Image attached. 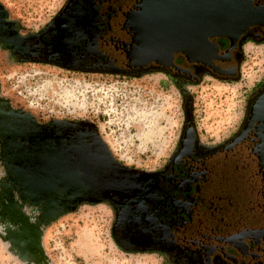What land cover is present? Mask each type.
<instances>
[{
	"label": "flooded vegetation",
	"instance_id": "1",
	"mask_svg": "<svg viewBox=\"0 0 264 264\" xmlns=\"http://www.w3.org/2000/svg\"><path fill=\"white\" fill-rule=\"evenodd\" d=\"M135 2L64 0L40 28L25 33L12 20L2 17L0 44L18 63L47 66L64 73L129 80L161 74L163 83L178 91L181 121L160 167L143 171L123 166L91 123L109 157L123 168L116 172L134 187L110 193L113 200H106L114 216V240L126 250L158 252L169 264H264V124L247 125L254 101L264 92V81H258L260 87L243 97L234 131L212 141L200 136L207 132L213 137L215 133L196 122L195 98L189 89L205 77L226 84L236 79L242 46L247 42L264 43V29L250 26L227 56L228 40L215 38L217 54L224 60H214L212 68L187 62L179 52L172 54L169 65L165 60L142 65L135 55L130 58L136 43L126 18L134 11ZM252 3L264 5V0ZM9 36L15 38H6ZM131 87L136 91L141 88ZM0 113L1 124L16 126V145L10 148L21 151L16 150L17 158H22L30 147L47 150L50 144L64 139L67 129L84 122L50 119L42 123L13 110L1 108Z\"/></svg>",
	"mask_w": 264,
	"mask_h": 264
},
{
	"label": "rangeland",
	"instance_id": "2",
	"mask_svg": "<svg viewBox=\"0 0 264 264\" xmlns=\"http://www.w3.org/2000/svg\"><path fill=\"white\" fill-rule=\"evenodd\" d=\"M63 2L0 0V14L17 24L19 31L32 32L49 20ZM241 50L236 79L226 84L205 77L197 87L189 88L195 98L196 122L215 133L213 137L200 133L204 141L234 131L243 97L252 94L264 81V43L247 42ZM63 78L70 86L116 81L141 86L140 91L134 89L136 92L132 88L116 91L118 99L109 121L117 136L114 143L120 149L112 154L123 166L138 170L152 171L162 165L176 139L181 112L178 91L171 84H164L161 74L129 80L64 73L47 66L18 63L0 44V110L31 115L42 123L57 119L27 107L22 96L30 99L48 84L58 85ZM252 85L254 89L250 88ZM74 116L61 119L93 123L89 115ZM5 123L0 122V264H169L158 252L130 251L116 243L112 234L114 216L106 200L76 202L65 186L53 187L38 198L34 196L22 180L23 158H17L18 148H10L12 125Z\"/></svg>",
	"mask_w": 264,
	"mask_h": 264
},
{
	"label": "water",
	"instance_id": "3",
	"mask_svg": "<svg viewBox=\"0 0 264 264\" xmlns=\"http://www.w3.org/2000/svg\"><path fill=\"white\" fill-rule=\"evenodd\" d=\"M135 1L134 11L127 15L126 22L136 43L130 58L135 55L142 65L162 63L160 56L164 52L165 63L169 65L172 54L179 52L187 62L212 68V62L220 59L215 38L228 40L229 47L224 53L227 56L250 26L264 29V5H254L252 0ZM1 19L0 14V28ZM126 57L129 60V56ZM253 122L264 124V92L253 103L248 127ZM79 124L67 129L64 139L50 144L45 151L30 147L28 152L33 153L25 152L20 160L22 180L37 198L53 187L65 186L74 194L76 202L111 201L113 197L109 194L115 193L113 188L119 187L118 193L125 188L116 172L123 168L109 157L94 125L87 121ZM9 130L11 142L16 145L17 129L12 126ZM242 135L235 137L232 144ZM91 147L95 151L89 150ZM111 175L115 178H109Z\"/></svg>",
	"mask_w": 264,
	"mask_h": 264
},
{
	"label": "built area",
	"instance_id": "4",
	"mask_svg": "<svg viewBox=\"0 0 264 264\" xmlns=\"http://www.w3.org/2000/svg\"><path fill=\"white\" fill-rule=\"evenodd\" d=\"M75 87L78 88L73 90L72 88ZM126 88H130V85H127L125 81H116L112 84L93 83L92 85L82 82L70 86L63 78L58 81V85L48 84L45 88H41L42 91L34 93L35 96L30 99L26 96H22V98L27 107L47 117L61 119L66 118L65 116L75 118L74 115H77L82 118L89 115L103 141L110 149L118 151L120 146H116L114 143L117 136L111 130L112 123L109 121V116H112L111 112L115 109L113 105L118 99L116 91Z\"/></svg>",
	"mask_w": 264,
	"mask_h": 264
},
{
	"label": "bare ground",
	"instance_id": "5",
	"mask_svg": "<svg viewBox=\"0 0 264 264\" xmlns=\"http://www.w3.org/2000/svg\"><path fill=\"white\" fill-rule=\"evenodd\" d=\"M130 30H131V28H130ZM132 32V31H131ZM135 52V51H134ZM161 58V60L163 61L164 60V57H165V52L163 53V54H161V56H160ZM217 60H222L221 59V57H220V59H217ZM114 176H112L111 178H113ZM118 177H119V179L121 180V181H124V183H125V188H129V187H131V188H134L131 184L132 183H129L128 182V180L126 179V178H124L123 176H121V175H118ZM115 178V177H114ZM119 188V187H118ZM118 188H117V186L115 187V188H113V190L118 194ZM147 199H149V200H152V197H150V196H147ZM138 207L140 208V206H139V204H138Z\"/></svg>",
	"mask_w": 264,
	"mask_h": 264
}]
</instances>
